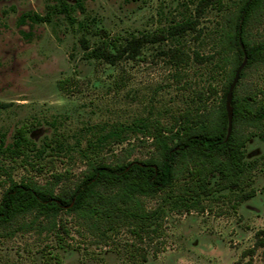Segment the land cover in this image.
Returning a JSON list of instances; mask_svg holds the SVG:
<instances>
[{"label":"rangeland","instance_id":"374dc122","mask_svg":"<svg viewBox=\"0 0 264 264\" xmlns=\"http://www.w3.org/2000/svg\"><path fill=\"white\" fill-rule=\"evenodd\" d=\"M66 1L78 22L89 16L95 27L112 34L140 35L194 17L201 0ZM56 2L0 0V146L12 144L22 126L39 149L56 135L64 145L54 156H38L36 150H27L25 157L1 153L0 163L16 181L31 178L41 186L52 182L54 172L69 171L71 180H78L87 167L84 156L94 153L89 140L110 160L147 158L152 147L144 124L170 126L187 109L194 110L199 101L192 98L209 77L205 65L192 63L183 80L187 89L174 78L177 71L161 52L177 41L148 45L136 61L114 67L83 57L78 24L72 26L65 14L54 13L50 21H21L27 13L45 16ZM201 20L205 37L195 40L189 34L179 41L190 54L201 47L212 52L209 37L222 27L220 14L211 8ZM248 31L251 40H264V14L253 19ZM88 38L94 41L98 36ZM121 70L129 82L118 91L115 76ZM68 76L79 81L69 95L57 87ZM246 84L264 88V63L247 71ZM219 98L210 100L211 109ZM114 128L123 132L102 144L97 141ZM246 150V159L256 162L252 176L257 194L236 212L219 215L218 206L205 212H169L160 231L145 243H139L129 227L104 232L103 226L97 228L75 212L52 219L29 214L9 228H0V264H264V139L253 137ZM41 165L42 172L37 170ZM6 181L7 175L0 171V193ZM145 204L153 210L159 201L147 199ZM156 246L160 251H155Z\"/></svg>","mask_w":264,"mask_h":264},{"label":"trees","instance_id":"16d2710c","mask_svg":"<svg viewBox=\"0 0 264 264\" xmlns=\"http://www.w3.org/2000/svg\"><path fill=\"white\" fill-rule=\"evenodd\" d=\"M48 7L45 16L27 13L21 21H50L54 13L65 14L72 26L78 24L81 33L78 41L88 61L119 67L139 59L148 45L177 41L161 52L176 69L174 78L183 82L193 64L205 65L209 77L204 85L198 86L192 98L199 101L194 110L187 109L170 126L160 122L144 124V133L152 147L147 158L110 160L89 140L88 146L93 147L94 153L84 156L87 167L78 180L72 181L69 171L54 172L52 182L46 186L31 178L16 181L0 163V171L7 175V186L0 193V228H9L29 214H34V218L52 219L64 212H75L95 227L103 226L104 232L129 227L137 241L145 243V239L160 231L169 212H205L218 206L219 215H223L228 211L236 212L242 203L256 196L252 176L256 162L246 159V148L253 137L264 139V88L247 87L246 75L251 67L264 63V40H251L248 31L253 19L263 16L264 0H201L194 17L186 16L182 21L140 35L112 34L104 27H95L96 21L89 16L78 22L66 0H57ZM208 8L220 14L222 27L209 37L213 40L212 52L207 53L201 47L190 54L187 46L179 41L189 34L194 35L195 40L205 37L200 25ZM88 35L98 36V39L91 41ZM245 57L247 63L231 100L229 133L227 97ZM128 82L124 70L115 76L118 91ZM78 85L75 76L57 82L58 89L68 95ZM182 85L187 89V80ZM215 97L220 100L216 108L211 109L209 103ZM122 132L121 128H114L97 141L102 144ZM63 146L56 135L39 149L27 136V127L22 126L16 130L12 144L0 146V154L25 157L27 150H36L38 156L45 153L54 156L63 151ZM30 166L36 169L35 164ZM37 170L42 172L43 165ZM225 191L227 193H223ZM153 198L158 199L159 204L148 210L145 201ZM220 202L223 204H218ZM155 249L160 251L158 246Z\"/></svg>","mask_w":264,"mask_h":264},{"label":"water","instance_id":"95a60500","mask_svg":"<svg viewBox=\"0 0 264 264\" xmlns=\"http://www.w3.org/2000/svg\"><path fill=\"white\" fill-rule=\"evenodd\" d=\"M247 63V57L244 58V62L243 64L240 66V68L238 69L234 81L230 87L229 93H228V97H227V111H228V116H229V133L231 132L232 129V108H231V100H232V96H233V91L237 85V82L239 81L240 78V73L241 71L244 69V67L246 66Z\"/></svg>","mask_w":264,"mask_h":264}]
</instances>
